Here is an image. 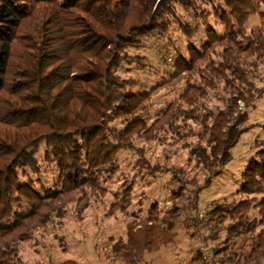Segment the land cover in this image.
<instances>
[{
    "label": "trees",
    "instance_id": "obj_1",
    "mask_svg": "<svg viewBox=\"0 0 264 264\" xmlns=\"http://www.w3.org/2000/svg\"><path fill=\"white\" fill-rule=\"evenodd\" d=\"M262 4L264 0H0V264H16L19 243L35 228L63 217L70 204L78 211L104 195L103 183L117 171L118 154L131 148L135 127L141 126L136 113L150 97L146 81L167 75L179 85L184 79L178 75L201 64L209 75L204 85L229 77L234 91L226 107L209 116L210 126H204L208 146L191 150L206 171L208 186L231 159V148L244 131L238 125L245 116L234 120V105L237 100L249 105L262 94L243 65L247 58H264ZM255 13L262 20L246 33L245 21ZM215 45L222 47L217 62L209 57ZM124 72L143 73L145 79L121 76ZM202 86H180V103H199ZM168 105L161 111L167 124L181 104ZM125 115L124 126L114 124ZM240 178L232 193L238 198L201 212L193 185L174 176L171 193L183 205L175 204L161 218L151 215L152 205L146 221L160 224H145L139 233L128 225L125 239L111 246L113 259L138 264L145 251L170 243L168 231L183 207L192 214L187 226L204 229L205 240L224 234L221 246L212 250L216 263H264V143ZM127 197L125 189L119 207L129 203ZM194 262L204 264L199 248ZM58 264L78 263L68 259Z\"/></svg>",
    "mask_w": 264,
    "mask_h": 264
},
{
    "label": "rangeland",
    "instance_id": "obj_2",
    "mask_svg": "<svg viewBox=\"0 0 264 264\" xmlns=\"http://www.w3.org/2000/svg\"><path fill=\"white\" fill-rule=\"evenodd\" d=\"M260 6L264 9V4ZM261 20L258 13L251 15L245 21L244 31L248 33ZM221 50V46L215 45L210 59L219 61ZM172 55H167V61ZM243 65L249 81L262 94L253 98L249 105L242 100H237L234 105L233 119H238L235 117L239 114L245 116L244 119L239 118L238 125L244 131L231 148V159L221 167L219 175L208 186L204 184L206 171L191 150L208 146L209 130L204 126H210L212 119L209 116L226 107L228 97L234 92L229 86L233 81L228 77V81L214 79L213 86L204 85V78L207 79L209 75L203 64L197 70L178 75V78L184 79L179 85H174L176 79L167 75L162 78L160 72L162 79L146 81L150 97L147 106L136 113L141 126L135 127L137 133L132 137L131 148L123 149L118 154L117 171L103 183L106 188L104 195L97 200L92 199L86 208L78 211L74 204H70L63 217H55L51 222L35 228L29 239L19 243V260L16 264H58L68 259L78 264H120L119 259H113L111 246L117 240L125 239L128 225L134 226V231L139 233L145 224H160L146 221L152 205L154 209L151 215L159 218L165 216L175 204L183 205L171 193L175 186L174 176L193 185L197 193L198 211L205 212L216 202H230L238 198L232 193L239 187L241 172L249 158L264 143V58H247ZM129 74L124 72L121 76L145 79L143 73L142 76ZM159 76L155 75L156 78ZM155 82L161 85L152 89L151 85H155ZM189 84L204 86L205 94L197 104L180 103L178 97L181 88ZM173 103L181 106L171 123L167 124L166 118L161 117V111ZM125 120H128L126 115L117 118L114 124L124 126ZM139 160L141 163L138 164ZM125 189L129 191V203L119 207V199ZM187 193L184 191L183 194L187 196ZM113 203L116 205L110 207ZM188 212L183 207L180 209L175 227L168 231L172 241L145 251L138 264H191L194 251L201 244H208L211 250L221 246L224 234L220 232L217 239L205 240L204 229L187 226V223H192V214Z\"/></svg>",
    "mask_w": 264,
    "mask_h": 264
},
{
    "label": "built area",
    "instance_id": "obj_3",
    "mask_svg": "<svg viewBox=\"0 0 264 264\" xmlns=\"http://www.w3.org/2000/svg\"><path fill=\"white\" fill-rule=\"evenodd\" d=\"M198 248L204 264H218L214 261V254L208 244L203 243ZM221 264H226V263H221Z\"/></svg>",
    "mask_w": 264,
    "mask_h": 264
}]
</instances>
